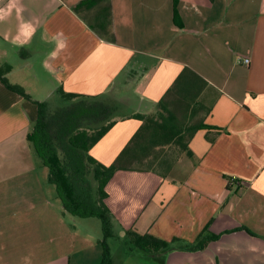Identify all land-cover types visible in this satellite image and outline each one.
Segmentation results:
<instances>
[{
  "label": "crops",
  "instance_id": "1",
  "mask_svg": "<svg viewBox=\"0 0 264 264\" xmlns=\"http://www.w3.org/2000/svg\"><path fill=\"white\" fill-rule=\"evenodd\" d=\"M83 1L19 0L21 14L0 22L7 81L32 101L61 87L126 116L158 115L164 101L181 125L199 126L187 151L167 146L159 167L117 171L107 183L113 263L264 264V0H99L73 11ZM22 24L34 34L13 43ZM36 115L0 82V264H100L101 226L63 210L26 140ZM115 120L89 151L104 166L141 126ZM129 233L178 239L174 247L217 239L149 254L132 249Z\"/></svg>",
  "mask_w": 264,
  "mask_h": 264
},
{
  "label": "trees",
  "instance_id": "2",
  "mask_svg": "<svg viewBox=\"0 0 264 264\" xmlns=\"http://www.w3.org/2000/svg\"><path fill=\"white\" fill-rule=\"evenodd\" d=\"M99 0H86L73 7L78 12L82 8L90 9ZM25 59L27 53L20 52ZM11 70L7 65L0 70V82L3 86L26 101L36 105L37 115L26 136L35 156L47 170V181L54 187L63 210L79 219H97L101 226V262L114 264L109 241L114 239L111 213L106 206V186L117 171L137 169L140 161L152 159L150 169L157 161V155L167 146L175 145L181 151H187L185 139L199 126L189 127L179 123L174 112L166 109L164 101L159 102L158 115L120 114L115 105L104 97H88L66 93L61 87L53 96L42 102L32 101L28 93L18 85L10 84L5 75ZM186 72L191 73L186 70ZM185 72V73H186ZM127 117L141 121V126L122 150L116 161L104 166L89 154L90 149L113 127L115 117ZM151 161V160H150ZM131 244L142 252L153 254L174 249L187 252L202 251L216 236L199 235L194 244L171 246L170 243L150 235L139 236L129 233Z\"/></svg>",
  "mask_w": 264,
  "mask_h": 264
},
{
  "label": "clouds",
  "instance_id": "3",
  "mask_svg": "<svg viewBox=\"0 0 264 264\" xmlns=\"http://www.w3.org/2000/svg\"><path fill=\"white\" fill-rule=\"evenodd\" d=\"M13 10H15L17 15H20L23 11V6L19 4V0H9L8 5L5 8H0V22L6 21L12 14ZM31 29V31H29ZM35 29L30 24H22L20 25L17 36L13 38V43L21 41V37H23V41L27 42L31 38V35L34 34ZM58 47L63 49L66 47V44L59 43ZM53 56L56 55L55 52L52 53Z\"/></svg>",
  "mask_w": 264,
  "mask_h": 264
},
{
  "label": "rangeland",
  "instance_id": "4",
  "mask_svg": "<svg viewBox=\"0 0 264 264\" xmlns=\"http://www.w3.org/2000/svg\"><path fill=\"white\" fill-rule=\"evenodd\" d=\"M18 56H20V54H18ZM11 57V56H10ZM11 59V58H10ZM9 66H11L12 67V65L11 64H8ZM3 66H7V64L5 63ZM2 68V67H1ZM4 69V68H3ZM17 71H15L14 72V77L16 76V73ZM14 78H10V81L11 80H13ZM129 111H130V109H120L118 112L120 113V114H128L129 113ZM167 150H169V149H163L162 151L161 150H159V151H156V153L157 152H159L157 155H160L161 154V152H164V151H167ZM175 151L176 150H178V149H174ZM174 150L172 151V153H174ZM172 153L170 154V155H172ZM150 165L149 164H143V165H137L136 166V168L137 169H147V167H149ZM151 167H153L154 169L155 168H157V167H159V165H156L155 166V164H153V166H151ZM69 218V217H68ZM79 220V219H78ZM93 221L92 222H95L96 224H99V226H100V222L97 220V219H92ZM99 238L101 239V233H99ZM109 246L111 247V253L113 254V252H114V250H115V248L116 247H118V243H117V241H111L110 240V242H109Z\"/></svg>",
  "mask_w": 264,
  "mask_h": 264
},
{
  "label": "built area",
  "instance_id": "5",
  "mask_svg": "<svg viewBox=\"0 0 264 264\" xmlns=\"http://www.w3.org/2000/svg\"><path fill=\"white\" fill-rule=\"evenodd\" d=\"M242 62H243L244 64H248V60H247V59H244Z\"/></svg>",
  "mask_w": 264,
  "mask_h": 264
}]
</instances>
